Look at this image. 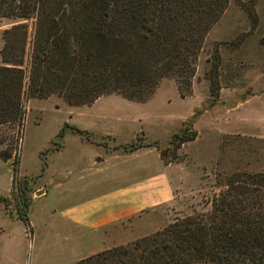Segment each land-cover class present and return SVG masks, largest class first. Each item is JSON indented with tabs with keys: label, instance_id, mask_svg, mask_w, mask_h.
Listing matches in <instances>:
<instances>
[{
	"label": "trees",
	"instance_id": "1",
	"mask_svg": "<svg viewBox=\"0 0 264 264\" xmlns=\"http://www.w3.org/2000/svg\"><path fill=\"white\" fill-rule=\"evenodd\" d=\"M227 3L0 0V17L16 20L2 29L0 47V160L13 159L12 183L17 179L16 142L25 99L56 95L69 105H89L115 94L143 102L163 78L173 79L184 97L190 92L204 37ZM218 68L219 56L213 50L205 73L213 97L219 91ZM4 126L14 134H4ZM65 127L66 123L57 137ZM185 129L171 134L173 150L195 137L190 127L187 133ZM148 145L157 148L155 141L139 146L133 142L128 150ZM215 178L222 187L207 211L177 219L130 247L104 249L77 264H264V168L235 170L223 181L219 173ZM27 190L24 181L17 188L14 217L30 232ZM6 200L0 196V201Z\"/></svg>",
	"mask_w": 264,
	"mask_h": 264
},
{
	"label": "rangeland",
	"instance_id": "2",
	"mask_svg": "<svg viewBox=\"0 0 264 264\" xmlns=\"http://www.w3.org/2000/svg\"><path fill=\"white\" fill-rule=\"evenodd\" d=\"M15 21L0 17V47L2 29ZM213 50L219 56L216 97L210 96L205 75ZM24 108L16 142V182L11 181L13 159L0 160V196L7 199L0 201V214H16L15 194L23 181L29 189L26 196L31 200L38 196L34 210L62 204L68 187L82 184L91 175L92 157L100 152L95 145L107 152H127L133 142L139 146L155 141L157 148L148 146L161 154L160 159L178 164L181 178L174 182L172 203L157 209L142 231L134 235L123 231L119 240L104 249L130 247L177 219L207 211L213 194L222 187L216 183L217 173L223 181L235 170L264 168V0H228L204 37L190 92L184 97L173 79L163 78L143 102L110 94L89 105H69L50 95L27 98ZM64 123L68 127L59 138L56 134ZM184 126L195 137L173 150L170 136ZM2 129L6 135L15 131Z\"/></svg>",
	"mask_w": 264,
	"mask_h": 264
},
{
	"label": "crops",
	"instance_id": "3",
	"mask_svg": "<svg viewBox=\"0 0 264 264\" xmlns=\"http://www.w3.org/2000/svg\"><path fill=\"white\" fill-rule=\"evenodd\" d=\"M95 146L91 175L68 187L62 204L34 210L38 196L32 198L30 232L20 219L0 214V264H77L113 245L121 232L142 231L157 209L172 203L181 178L177 163H164L151 146L127 152Z\"/></svg>",
	"mask_w": 264,
	"mask_h": 264
}]
</instances>
